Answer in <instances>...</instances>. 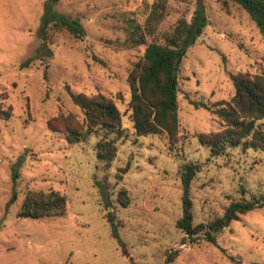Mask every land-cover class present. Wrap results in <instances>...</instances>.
<instances>
[{
  "label": "rangeland",
  "instance_id": "374dc122",
  "mask_svg": "<svg viewBox=\"0 0 264 264\" xmlns=\"http://www.w3.org/2000/svg\"><path fill=\"white\" fill-rule=\"evenodd\" d=\"M155 1L0 0V109L9 112L0 118V264H264V206L230 220L214 233V243L192 239L200 232L185 237L175 226L183 162L199 166L189 186L193 225L220 216L231 201L264 193L263 153L239 146L210 156L195 134L219 130L221 120L190 103L229 99L230 73L264 74L263 39L232 1L165 0L163 18L146 42H161V34L179 18L189 21L196 7L206 24L177 71L174 141L164 132L136 136L127 75L144 44H134L129 31L142 26ZM45 9L75 19L83 35L51 26L41 39ZM69 91L102 94L118 109L122 132L108 168L95 157L98 135L67 143L61 131L47 127L59 113L83 121ZM256 125L264 130V118ZM37 190L63 194L64 214L18 218L25 192Z\"/></svg>",
  "mask_w": 264,
  "mask_h": 264
},
{
  "label": "trees",
  "instance_id": "16d2710c",
  "mask_svg": "<svg viewBox=\"0 0 264 264\" xmlns=\"http://www.w3.org/2000/svg\"><path fill=\"white\" fill-rule=\"evenodd\" d=\"M224 3L227 0H222ZM241 7L257 27L264 42V0H228ZM165 0L151 4L150 11L142 26H133L129 35L134 44H144L142 56L127 75L129 91L128 109L133 134L136 136L164 132L169 142L177 136V71L186 49L192 45L206 24V17L201 7H196L189 21L179 18L172 29L161 34V42L150 40L164 15ZM64 30L75 37L84 33L75 19H69L53 10L45 9L40 23L41 39H46L50 27ZM34 57L20 63L26 66ZM229 78L233 93L227 100L206 104L191 100L194 108L203 107L221 120L222 127L217 131L196 133L197 141L208 148L210 156H219L229 147L258 149L264 158V130L256 121L264 118V74H251L237 71ZM73 104L83 113V121L78 123L74 115L59 113L47 120L52 131H61L67 143L82 141L87 135H98L94 144L95 157L104 168L110 166L115 156V140L121 137L120 113L112 100L102 94L86 96L82 93L68 92ZM9 117L7 110L0 109V118ZM84 127V128H83ZM113 135L110 137L109 135ZM199 166L192 161L183 162L179 168L180 181V216L175 226L185 237L191 238L200 232L201 236L192 239H204L214 243V233L227 226L230 220L255 206H264V193L247 201H231L222 214L206 223L192 224L190 181ZM11 179L18 177V169L12 166ZM121 204H125L124 190L118 192ZM65 197L55 190L27 191L15 215L18 218L38 219L46 216H61L65 212ZM112 225L113 216H106ZM172 256L165 259L170 262ZM62 264H68L63 262Z\"/></svg>",
  "mask_w": 264,
  "mask_h": 264
}]
</instances>
